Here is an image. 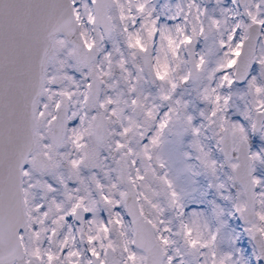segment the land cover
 Returning <instances> with one entry per match:
<instances>
[{
    "label": "snow or ice",
    "instance_id": "6c2138e0",
    "mask_svg": "<svg viewBox=\"0 0 264 264\" xmlns=\"http://www.w3.org/2000/svg\"><path fill=\"white\" fill-rule=\"evenodd\" d=\"M0 264H264V0H0Z\"/></svg>",
    "mask_w": 264,
    "mask_h": 264
}]
</instances>
